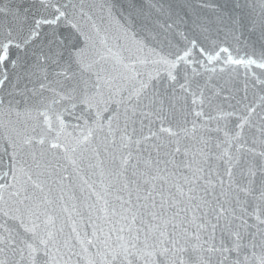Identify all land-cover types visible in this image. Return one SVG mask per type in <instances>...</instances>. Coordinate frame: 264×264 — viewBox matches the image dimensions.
<instances>
[{"label": "snow or ice", "instance_id": "obj_1", "mask_svg": "<svg viewBox=\"0 0 264 264\" xmlns=\"http://www.w3.org/2000/svg\"><path fill=\"white\" fill-rule=\"evenodd\" d=\"M145 2L138 8L128 0L125 9L120 0H10L0 7V112L37 111L31 130L21 123L0 132V264H264V95L212 116L204 111L212 97L198 83L199 91L181 83L195 118L177 130L175 91L171 99L150 92V76L123 95L97 68L109 59L97 49L106 45V21L125 36L132 29L140 50L135 26L160 44L183 37L174 59L155 61L170 81L197 50L209 64L227 53L223 62L251 73L264 92V0H227L230 10L197 0L209 16L193 21V31L216 23L237 40L247 31L258 58H234L220 46L213 54L177 31L186 23L180 11ZM42 33L47 42L37 51ZM213 132L222 138L213 140ZM77 179L80 196H69Z\"/></svg>", "mask_w": 264, "mask_h": 264}, {"label": "water", "instance_id": "obj_2", "mask_svg": "<svg viewBox=\"0 0 264 264\" xmlns=\"http://www.w3.org/2000/svg\"><path fill=\"white\" fill-rule=\"evenodd\" d=\"M166 6L171 5L174 9L180 11L182 15L185 16L186 23L179 26L178 32L187 33L188 39L196 38L200 45L205 47L208 51L214 54L218 51L216 46L227 47L229 52L234 58H247L249 56H254V58L259 57V51L257 46V51L254 54L253 47L250 44L254 37L249 36L248 32L241 30V33H237L239 40L235 39L231 34H229L228 28L221 26L216 23H210L209 29L201 33L198 29L193 31L195 25L194 20H197V13L201 18L207 19L209 13L207 10L201 9L197 0H161ZM213 6H219L230 10L232 4L227 2V0H210ZM10 0H0V7L9 6ZM136 6L146 7L145 0H135ZM185 3L192 5L191 8L185 9L181 7ZM120 4L126 9L128 6V0H120ZM186 13H190L186 14ZM165 18H161L159 21L163 23ZM214 19V18H213ZM102 26H106L108 31L105 33L101 32L102 36H106V45H97V49L100 53L109 57L105 61H101L100 65L97 66L98 70L103 69V74L108 78H115L113 83L118 87L125 89L123 95H127L130 91L135 88H139L140 82L149 81V77H153L150 81V92H157L160 95L171 99L173 92L175 91V96L178 98L177 103L176 119L172 121V127L179 129V126L185 123V117L188 120H192L195 117L191 113L193 105L191 103L192 97L190 94H185L180 90L179 85L181 83H191L193 85L192 90L199 91L202 89L206 96H211L213 99L212 105H205L204 111L212 116L218 115L220 112H231L233 107L243 108V105L250 103H259V97L264 95L261 91L260 86H254L252 74L246 75L245 70L237 65L225 64L223 61L227 56V53L221 54V59L218 61H213L211 64L204 60L203 57L199 55L197 50L188 64L181 63L177 72V81H170L167 76V71L165 67L161 64L155 63L159 60L161 56L167 57L169 59H174L175 54L184 47L185 40L183 37L178 35L170 37L171 44H160L158 41L151 39H145L148 35L145 31H142L138 26H135V40L143 42V50H140L139 46L134 42L133 39H129L132 35V29L129 30V36H125L123 31L119 28V25L113 23L111 25L107 22H101ZM131 23V21H129ZM47 42V34L42 33L40 38L35 41L36 50ZM111 49V52L108 49ZM155 49V51H152ZM115 54V55H113ZM147 57L146 62L139 63L138 58L143 60ZM117 59L121 63H117ZM203 62L206 67H202ZM124 64H128L130 67L125 69ZM134 64V68L131 67ZM253 72L260 74L261 70L253 68ZM264 78V77H262ZM199 84L200 89L195 88V84ZM175 84V90H173L170 85ZM31 87V85H30ZM38 87V84H37ZM221 92L220 96H215V92ZM47 94V93H46ZM0 95H6V93H0ZM247 96V99L244 97ZM227 97L228 99H225ZM240 101L241 103H237ZM167 103V100H166ZM21 116L17 117L15 112L9 114L7 110L0 112V125L5 127L0 129L4 135H7L13 127H21V123L31 130V126L36 124L37 111L32 108L31 116L24 114V106L21 105L20 109ZM199 110V106H197ZM42 119V118H41ZM69 123H75L71 117H66ZM207 120V116L204 117ZM18 121L20 123H18ZM199 122V121H198ZM216 121H211L210 125L212 127L216 126ZM223 125L224 121H220ZM234 121L229 120V125L232 126ZM191 127V124H188ZM72 131V129H69ZM146 131V129H145ZM79 135V130L76 132ZM213 140L217 135L223 136V133L217 134L213 132ZM68 142L74 143L73 137H67ZM184 143H194L192 141H183ZM85 175V173H81ZM87 178V177H86ZM79 180L76 181V187L68 191L69 196H80ZM87 193H85L86 195ZM79 203V201H76Z\"/></svg>", "mask_w": 264, "mask_h": 264}]
</instances>
